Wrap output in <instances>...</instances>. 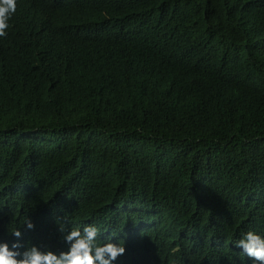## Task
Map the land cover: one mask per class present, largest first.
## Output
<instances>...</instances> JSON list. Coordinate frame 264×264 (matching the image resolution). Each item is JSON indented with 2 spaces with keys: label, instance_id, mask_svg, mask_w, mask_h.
<instances>
[{
  "label": "trees",
  "instance_id": "1",
  "mask_svg": "<svg viewBox=\"0 0 264 264\" xmlns=\"http://www.w3.org/2000/svg\"><path fill=\"white\" fill-rule=\"evenodd\" d=\"M8 23L0 241L94 225L114 264H258L236 243L264 237V0H17Z\"/></svg>",
  "mask_w": 264,
  "mask_h": 264
},
{
  "label": "clouds",
  "instance_id": "2",
  "mask_svg": "<svg viewBox=\"0 0 264 264\" xmlns=\"http://www.w3.org/2000/svg\"><path fill=\"white\" fill-rule=\"evenodd\" d=\"M16 10L17 0H0V37L7 35L8 22ZM25 225L28 230L35 228L30 219ZM59 230L64 232L63 228ZM98 232L94 225L84 226L82 230L79 227L73 228L63 236L68 249L56 253L50 249L43 251L37 245L20 251L24 247L20 242L22 232L16 230L12 233L16 240L11 245L0 241V264H114L119 257L125 255V245L111 240L98 243ZM236 247L242 249L248 258L264 264V237L250 230L236 243Z\"/></svg>",
  "mask_w": 264,
  "mask_h": 264
}]
</instances>
